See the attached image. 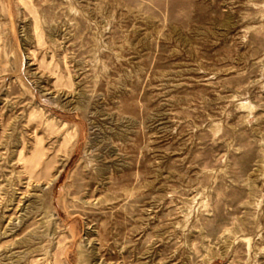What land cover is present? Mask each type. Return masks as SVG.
Returning <instances> with one entry per match:
<instances>
[{
    "label": "rangeland",
    "instance_id": "rangeland-1",
    "mask_svg": "<svg viewBox=\"0 0 264 264\" xmlns=\"http://www.w3.org/2000/svg\"><path fill=\"white\" fill-rule=\"evenodd\" d=\"M0 264H264V0H0Z\"/></svg>",
    "mask_w": 264,
    "mask_h": 264
}]
</instances>
